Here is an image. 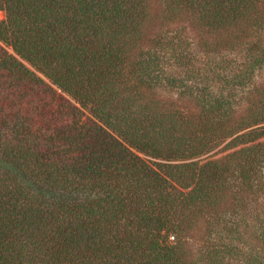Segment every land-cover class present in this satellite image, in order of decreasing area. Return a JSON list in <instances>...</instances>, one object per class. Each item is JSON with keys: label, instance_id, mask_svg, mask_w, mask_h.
<instances>
[{"label": "trees", "instance_id": "obj_1", "mask_svg": "<svg viewBox=\"0 0 264 264\" xmlns=\"http://www.w3.org/2000/svg\"><path fill=\"white\" fill-rule=\"evenodd\" d=\"M159 1L0 0V264H264V0Z\"/></svg>", "mask_w": 264, "mask_h": 264}, {"label": "rangeland", "instance_id": "obj_2", "mask_svg": "<svg viewBox=\"0 0 264 264\" xmlns=\"http://www.w3.org/2000/svg\"><path fill=\"white\" fill-rule=\"evenodd\" d=\"M152 6L154 7V9H157L159 6H161V1L159 0H152L151 2ZM159 10H161V8H159ZM160 11L157 12V16L160 15ZM5 18V15L3 12L0 11V20H3ZM184 22V23H183ZM183 22H170L168 20H164V22H159L156 23V27L154 29H151V37H153V35L158 32L159 30L161 31H170L174 32V29L177 28H186L185 32H182V35L184 36V38H186V36L189 37H194L195 33L192 31V29L189 27V25L183 21ZM186 35V36H185ZM258 80L261 82L264 80V72L258 77ZM167 84V83H166ZM166 84H164V86H160L158 88H155V92L158 95V97H160L162 100H164V102L172 104L174 106H182V107H189L192 110L196 107V104L193 102L188 101L187 99H183L181 97H179L178 92H176L174 89L168 87ZM243 107H245V102H243L241 104V106L238 107V112L243 111ZM196 245H198L200 242L198 239L195 240Z\"/></svg>", "mask_w": 264, "mask_h": 264}]
</instances>
